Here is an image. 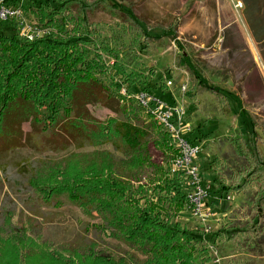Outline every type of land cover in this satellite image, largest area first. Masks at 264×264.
Returning a JSON list of instances; mask_svg holds the SVG:
<instances>
[{
    "label": "trees",
    "instance_id": "trees-1",
    "mask_svg": "<svg viewBox=\"0 0 264 264\" xmlns=\"http://www.w3.org/2000/svg\"><path fill=\"white\" fill-rule=\"evenodd\" d=\"M7 1L12 6L22 3L27 18L30 12L39 16L38 25L50 28L51 35L28 43L19 38L17 24L0 23V161L25 149L42 156L24 161L29 168L23 167L22 171L31 192L45 205L55 203L58 208L66 199L82 209L90 221H98L86 230L95 234L92 241L79 242L57 253L72 257L77 264H211L209 247L199 248L198 238L180 229L175 220L177 213L187 207V193L182 189L184 183H180L187 178L178 172L173 174L172 165L154 163L148 149L150 143L161 149L170 137L139 106L133 93L137 89L145 91L142 87L147 85V76L136 73L129 78L126 64L123 67L119 61L123 53L131 58L137 49L150 52L151 44L177 41L174 23L152 25L140 18L135 11L136 0ZM241 1L249 6L259 0ZM101 10L117 27H126L113 34V46L93 28L100 24L91 22V16ZM151 30L158 31L159 36L152 35ZM126 35L128 47L123 42ZM143 40L148 45L144 46ZM104 56L116 63L109 65ZM184 60L197 86L207 87L209 79L189 56ZM232 96L239 109L234 115L241 120L242 137L235 147L244 161L236 172L242 184L222 190L239 194L254 180H264V153L260 149L264 146V126L256 123L237 92ZM223 98L228 103V97ZM90 105L107 108L115 117L100 121ZM142 114L151 119L149 125L142 121ZM26 124L30 126L28 132ZM158 128L161 132L157 135ZM70 148L75 151L61 159L45 158L49 152L62 154ZM85 149L91 151H81ZM252 164L259 169L248 173ZM163 180H168L170 193L158 197L156 191H164L159 185ZM154 198H158L157 204L151 201ZM137 200L145 203L141 206ZM257 203L253 209L255 227L259 226L264 234V188ZM230 229L228 239L249 233L232 226ZM5 234L0 232V236ZM99 234L118 244L114 251L103 250ZM254 238L253 234L248 240L238 239L251 245ZM248 247L242 246L245 250ZM28 250L22 251V264L28 261ZM61 259L41 264H69Z\"/></svg>",
    "mask_w": 264,
    "mask_h": 264
},
{
    "label": "rangeland",
    "instance_id": "rangeland-1",
    "mask_svg": "<svg viewBox=\"0 0 264 264\" xmlns=\"http://www.w3.org/2000/svg\"><path fill=\"white\" fill-rule=\"evenodd\" d=\"M136 1L135 11L140 18L152 25L174 23L179 36L177 41L165 40L163 43L151 44L150 52L137 49L132 59L123 53L119 61L123 67L126 64L129 78L136 73L147 76V85L142 87L145 91L184 107L186 113L180 129L192 143L202 148L196 164L202 179L201 185L208 190L204 201L209 213L208 221L205 223L197 219L189 206L182 208L175 220L180 223V229L198 238L199 248L209 247L213 261L211 264H264V234L259 232V226L255 227L253 210L263 195L264 180H254L239 194L222 190L223 187L242 184L236 172L244 161L235 147L237 140L242 137L241 120L234 115V111L239 109L231 97L232 93L237 92L241 96L256 123L264 126V0H259L258 4L250 3L249 6L241 0ZM38 18L30 12L27 19L29 23L38 25ZM91 22L100 24L93 28L97 30L98 36L107 39L112 46L113 34L126 29L124 26L117 27L116 22L103 10L92 15ZM157 32L150 31L152 35L159 36ZM8 33L16 35L14 30H8ZM123 42L128 47L129 36L126 35ZM142 42L144 46L147 43L144 40ZM131 55H134L133 52ZM185 56H189L202 75L209 79L207 87L197 86L186 68ZM103 59L109 65L116 63L111 57L104 56ZM112 75L116 76L117 73L112 70ZM169 81H172L171 86L168 85ZM182 86H186V93H183ZM140 91L133 90V93L137 95ZM223 95L228 97V103ZM89 108L100 121L115 117L107 108L94 105ZM141 117L146 125L150 124L148 116L142 114ZM24 129L28 132L30 126L26 124ZM161 129L158 128L155 134L158 135ZM105 148L111 150L110 146ZM148 149L153 162L161 166L172 165V155L175 158L177 154L171 138L162 144L161 149L153 143ZM260 149L264 153L263 145H260ZM74 151L70 148L62 154L49 152L45 158L61 159ZM41 157L25 149L0 161V232L6 233L0 236V264H22V251L29 248L28 261L23 264L53 263L61 258H65L63 260L69 264H77L72 257H61L57 251L79 242L88 243L94 238L95 234L86 230L98 221H90L82 209L71 205L66 199L60 201V208L55 203L45 205L29 189L22 171L23 167H29L25 166L24 161ZM254 169L256 171L259 166L252 164L248 173ZM167 181L163 180L159 184L164 191H156V196L170 193L166 187ZM180 183H184L182 189L186 193L192 190L185 179ZM254 197L256 202L252 203ZM151 201L157 204L158 198ZM137 202L141 206L145 203ZM231 226L249 233L236 234L228 239ZM253 234L255 238L250 245L247 240ZM99 236L104 242L103 250L114 251L113 248L118 244L102 234ZM204 237L206 241L201 242L200 238ZM243 245L249 246V249L246 251Z\"/></svg>",
    "mask_w": 264,
    "mask_h": 264
},
{
    "label": "built area",
    "instance_id": "built-area-1",
    "mask_svg": "<svg viewBox=\"0 0 264 264\" xmlns=\"http://www.w3.org/2000/svg\"><path fill=\"white\" fill-rule=\"evenodd\" d=\"M5 22L17 24L19 38L28 43L51 35L50 28L29 23L22 3L12 6L7 0H0V23ZM168 85L171 86L172 82H169ZM182 91L183 93L187 92L186 86H182ZM123 93L126 94L125 91ZM136 99L139 106L170 136L177 149L176 157L172 160V173L178 172L187 178V186L192 190L187 193L186 205L193 211L197 219L206 223L209 213L204 201L208 196V190H205L201 185L202 179L196 164V159L202 148L198 144L189 142L186 134L182 133L180 129L186 113L184 107L176 102L174 104L160 99L148 91H141L136 95Z\"/></svg>",
    "mask_w": 264,
    "mask_h": 264
}]
</instances>
